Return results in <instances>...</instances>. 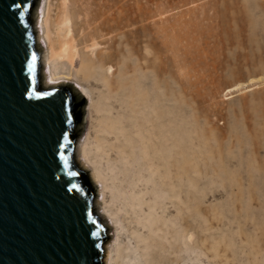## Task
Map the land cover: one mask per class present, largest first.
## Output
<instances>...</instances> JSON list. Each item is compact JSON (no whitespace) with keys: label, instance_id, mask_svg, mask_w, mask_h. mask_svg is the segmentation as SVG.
<instances>
[{"label":"rangeland","instance_id":"obj_1","mask_svg":"<svg viewBox=\"0 0 264 264\" xmlns=\"http://www.w3.org/2000/svg\"><path fill=\"white\" fill-rule=\"evenodd\" d=\"M62 1L35 12L42 22L50 3L53 33ZM116 11L120 48L164 65L168 109L185 134L171 185L181 178V213L171 197L159 213L170 225L149 251L123 229L126 264H264V0H119ZM144 26L137 44L130 32ZM89 132L86 123L81 143ZM116 235L110 228L108 242Z\"/></svg>","mask_w":264,"mask_h":264},{"label":"bare ground","instance_id":"obj_2","mask_svg":"<svg viewBox=\"0 0 264 264\" xmlns=\"http://www.w3.org/2000/svg\"><path fill=\"white\" fill-rule=\"evenodd\" d=\"M118 5L119 0H63L55 14L56 33L49 28L50 3L42 22L35 13L42 64L50 70L44 73L45 89L75 81L72 88L90 100L85 121L90 132L76 149L81 168L100 187V213L117 232L105 245L107 264L132 258L130 245L120 240L123 229L130 231L135 248L149 251L170 225L159 213L169 212L171 197L181 213V178L175 182L178 190L171 185L173 174L183 172L185 150L184 124L168 109L165 67L120 48ZM145 29L131 30L137 44Z\"/></svg>","mask_w":264,"mask_h":264},{"label":"water","instance_id":"obj_3","mask_svg":"<svg viewBox=\"0 0 264 264\" xmlns=\"http://www.w3.org/2000/svg\"><path fill=\"white\" fill-rule=\"evenodd\" d=\"M40 3L0 0V264H107L101 190L76 149L90 100L45 89Z\"/></svg>","mask_w":264,"mask_h":264},{"label":"trees","instance_id":"obj_4","mask_svg":"<svg viewBox=\"0 0 264 264\" xmlns=\"http://www.w3.org/2000/svg\"><path fill=\"white\" fill-rule=\"evenodd\" d=\"M84 178L86 179V181H87L88 183H90V180H89L88 175H87L86 173H84Z\"/></svg>","mask_w":264,"mask_h":264},{"label":"snow or ice","instance_id":"obj_5","mask_svg":"<svg viewBox=\"0 0 264 264\" xmlns=\"http://www.w3.org/2000/svg\"><path fill=\"white\" fill-rule=\"evenodd\" d=\"M35 59V57H33V60Z\"/></svg>","mask_w":264,"mask_h":264}]
</instances>
